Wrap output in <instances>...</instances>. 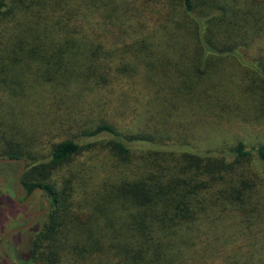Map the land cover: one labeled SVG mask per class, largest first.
<instances>
[{"label":"trees","instance_id":"16d2710c","mask_svg":"<svg viewBox=\"0 0 264 264\" xmlns=\"http://www.w3.org/2000/svg\"><path fill=\"white\" fill-rule=\"evenodd\" d=\"M160 1L157 19L129 0H0V30L9 43L24 44L22 57L38 60V78L50 89L114 88L140 73L148 80L182 78L183 91L176 81L174 95L188 99L200 95L189 74L202 84L203 75L224 70H216L217 63L230 58L259 70L260 83L252 84L263 91L264 62L260 57L249 64L246 57L264 51V0ZM20 82L9 84L11 96L21 93ZM169 115L153 112L154 133L102 123L83 134L92 142L51 143L49 162L21 177L25 197L40 187L50 204L37 218L44 223L26 264H91L99 256L116 264H186L198 245H204L202 258L212 255L208 264L216 258L220 264H264V166L258 167L264 144L194 150L164 139ZM101 134L108 140L100 142ZM14 139L0 131V158L31 159L26 144ZM96 142L109 156L99 184L90 186L86 166L76 175L78 184L55 172ZM5 206L0 198V209Z\"/></svg>","mask_w":264,"mask_h":264},{"label":"rangeland","instance_id":"374dc122","mask_svg":"<svg viewBox=\"0 0 264 264\" xmlns=\"http://www.w3.org/2000/svg\"><path fill=\"white\" fill-rule=\"evenodd\" d=\"M129 2L139 5L146 14L158 17L155 9L161 6L160 0ZM161 19L163 21L164 17ZM29 20L31 19L26 21ZM38 28L40 29V24ZM0 33H5V37L0 38V131L26 144L24 148L31 159L25 161L24 172L40 163L49 162L50 146L53 143L65 139L82 144L92 142L91 139L83 137V134L93 131L102 123L111 124L123 132L153 130L154 133V124L149 123V120L155 110L170 114L168 124L162 128L161 133L168 142H184L194 150L204 151L225 149L238 141L245 143L248 148L264 144V89L262 92L254 89L252 83H260L257 72H261L251 65L244 67L236 59L221 60L217 63L219 66L216 70H224L203 75L206 81L202 84H197L198 81L189 74V84L200 95L188 99L174 95L177 90L176 81L179 89L183 91L180 85L182 78L176 80L161 76L148 80L140 73L122 78L120 86L114 88L84 90L72 85L64 89H50L42 86V80L38 78V60L31 62L30 59L22 57L23 51L20 47H24V44L9 43L6 30L1 29ZM46 34L57 39L62 38L53 31ZM59 45L62 46L61 43ZM19 50L21 52L17 55ZM250 53V57H246L249 64L260 57L264 62V51L261 55L254 49ZM170 57L173 61L177 60L173 54ZM67 59L69 61L71 57ZM170 74L175 75V71ZM12 80H20L22 85L17 88L21 89V93L15 97L11 96L12 88H8ZM203 91L206 93L201 94ZM98 137L101 138L100 142L108 140L104 134ZM3 144L1 141L0 146ZM103 147L106 150L105 145ZM104 150L96 142L92 149L78 153L55 172L61 178H71L73 183L78 184L76 175L86 166L85 169L92 179V182H88L90 186L99 184L108 172L109 156ZM19 168L18 163L0 164V198L5 199L8 207L10 206L9 209L7 206L0 209L3 217L0 218V239L8 231L24 225L34 212L44 206L39 192L25 206L14 202ZM72 176H76V179ZM25 199L21 192L18 202L23 203ZM43 223V219H38L29 229L15 233L5 240L4 251L13 264H26L31 260L32 240ZM203 250L204 245L203 248L198 245L189 250L186 264H208L212 261L210 254L205 259L202 258L199 253ZM2 259L0 254V264H6ZM91 264L116 263L111 257L106 259L99 256L92 259ZM213 264H220V259L216 258Z\"/></svg>","mask_w":264,"mask_h":264},{"label":"water","instance_id":"95a60500","mask_svg":"<svg viewBox=\"0 0 264 264\" xmlns=\"http://www.w3.org/2000/svg\"><path fill=\"white\" fill-rule=\"evenodd\" d=\"M8 163H20V168L17 171L16 174V192L14 195V202L19 205V206H25L31 199V196L37 192L40 191L41 192V196H42V200L44 202V208L41 210H38L36 212L33 213V215L31 216V218L22 226L16 227L10 231H8L7 233H5L1 239H0V254L1 257L3 258V260L6 262V264H13L6 256L5 251H4V242L5 240L10 237L11 235L27 230L29 229L37 220L38 217L46 214L50 208V204L48 202V196L45 194L44 189L40 188V187H36L31 193L30 195L25 199V201L23 203H19L18 202V197L21 193L22 190V184H21V177L22 174L24 172V168H25V161L23 159H10V158H0V164H8Z\"/></svg>","mask_w":264,"mask_h":264},{"label":"flooded vegetation","instance_id":"af4514ba","mask_svg":"<svg viewBox=\"0 0 264 264\" xmlns=\"http://www.w3.org/2000/svg\"><path fill=\"white\" fill-rule=\"evenodd\" d=\"M33 190H34V189H33ZM33 190H32V191H33ZM32 191H31V192H32ZM21 192H22V190H21ZM31 192H30V193H31ZM37 192H39L40 195H41V192H40V191H37ZM30 193L26 196V198L30 195ZM35 193H36V192H35ZM35 193H34V194H35ZM20 194H21V193H20ZM34 194H33V195H34ZM33 195L31 196V198L33 197ZM19 196H20V195H19ZM18 198H19V197H18ZM41 199H42V196H41ZM30 200H31V199H30ZM29 202H30V201H29ZM29 202H28V203H29ZM28 203H27V204H28ZM27 204H26V205H27Z\"/></svg>","mask_w":264,"mask_h":264}]
</instances>
